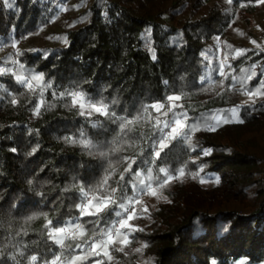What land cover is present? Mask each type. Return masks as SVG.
I'll use <instances>...</instances> for the list:
<instances>
[{
  "label": "trees",
  "instance_id": "obj_1",
  "mask_svg": "<svg viewBox=\"0 0 264 264\" xmlns=\"http://www.w3.org/2000/svg\"><path fill=\"white\" fill-rule=\"evenodd\" d=\"M258 2L7 0L9 8L0 0V45L14 43L17 60L51 85L41 95L40 82L30 92L12 73L0 75V264H33V255L44 264L63 253L48 237L47 220L90 229L95 217L80 219L77 209L81 184L98 189L107 179L103 191L89 193L102 196L123 174L120 185L132 196L135 173L151 169L155 177L161 166L176 178L157 189L166 199L151 213L153 222L131 234L130 254L111 251L104 264H264V98L242 102L237 93L239 75L252 76L240 93L264 84L263 43L233 46L224 75L218 65L219 42L229 45L234 16L253 13ZM46 34L48 41L34 44ZM75 85L133 120L129 131L120 133L119 120L80 116L60 96ZM171 95L180 100L168 101ZM173 103L177 115L199 127L191 143L174 140L154 159L160 118L151 106ZM233 109L235 118L215 130L201 122ZM81 132L98 148L107 145L105 155L64 139ZM126 158L135 160L128 172ZM115 210L102 215L114 218Z\"/></svg>",
  "mask_w": 264,
  "mask_h": 264
},
{
  "label": "snow or ice",
  "instance_id": "obj_2",
  "mask_svg": "<svg viewBox=\"0 0 264 264\" xmlns=\"http://www.w3.org/2000/svg\"><path fill=\"white\" fill-rule=\"evenodd\" d=\"M229 3L232 0H228ZM261 3H264V0H260ZM7 7L11 8L12 4L7 3L5 0ZM255 43V42H253ZM12 47L15 48L16 45L13 43ZM242 54V51H237V55ZM19 55V53H17ZM154 58V57H153ZM14 64L18 65L19 69L22 70V74H17L13 72L12 69H4L0 68V75L7 74L9 72L12 73L16 82L21 85L23 88L30 92H35L36 87H34V82H40L42 85L41 95L43 88L51 87L50 84L43 85L44 77L43 74H36L31 71L25 70V65L20 63L19 61H13ZM220 75H224V67L223 63L220 64ZM252 76H248V80H251ZM264 87V84L261 85ZM247 95L251 98L254 96L264 95V92L259 91H249ZM60 96L63 98L67 96L70 98L71 106L73 108L79 109L80 116H86L91 118L93 115H100L115 123L117 120L120 121L118 127L119 131L122 135L126 134L129 131L128 125L133 123L131 119H123L117 116L114 111L109 110V105L103 101V99H94L87 93H85L80 86L75 85L72 86V90L61 92ZM167 100L170 102H175L180 100V96L178 95H171L167 97ZM11 103L15 105L17 100L13 98ZM43 103L41 100L36 108V113L39 114V107ZM113 103H115L113 101ZM157 112H160L161 109L164 108L163 104H154L151 106ZM175 107H179L173 103L167 110V112H162L161 115L168 116L171 113V118L166 121H157V130L158 135L155 138L153 143V156L154 159H160L161 154L164 152L165 149L170 147L171 142L177 139H181L183 141H190V131L189 126L185 123L186 114L177 113L173 110ZM236 116V110L233 109L230 114H226L225 122H230L232 117ZM221 117H213L212 120L202 119V123L205 125H209V130H215V124L219 123ZM238 122L242 123V120ZM95 126V125H94ZM168 129V131H165ZM188 129V130H186ZM68 143L71 144H79L83 148L89 150L90 153L97 152L100 155H105L104 148L107 145L98 148L97 145L92 143L90 139L84 136L81 132L79 139L73 136H67L64 138ZM195 150V149H193ZM129 161L128 167L124 170L128 172L132 168V164L135 163L133 158H126ZM202 171V169H201ZM179 176L185 175L184 168H180L178 170ZM142 173L137 171L135 173L136 177H141ZM176 178V173L172 172L171 170L167 169L166 167L161 166L159 168V174L155 177L152 176L151 169L148 170L147 179H139V182H132V196H128L127 192L124 188L120 185V182L124 180V175H120V180L117 181L118 187L111 188L110 191L105 193L102 196H90L89 193L94 190L103 191V186L107 185V179L103 181V185L96 189V188H89L86 189L82 184L79 186V193L83 197L80 203L77 204V209L80 213V219L85 216L95 217L94 220L87 221L88 224L91 225V228H86L84 224L80 223L79 221L75 223L66 222L65 225H60L57 222V226L53 227V221L47 220L45 228L48 229V237L54 243L58 244L62 249L65 251L60 255H56L51 262L45 261L44 264H79V262L87 259L89 255L92 256H103L107 257L109 261L113 259L112 255L110 254V248L112 251H119L124 252L125 247H127L131 241L129 240V236L135 231H143V229H139L134 227L129 223V221L133 220L136 217L135 211V204L140 203L139 197L142 195H151L157 196V189H163L170 181ZM205 181L201 180V183ZM216 182H219V178H216ZM121 194L117 197V192ZM166 199V197H164ZM119 201V202H118ZM113 205H115L116 209L113 212L114 218H109L105 215ZM144 212H147L148 209L145 207L143 209ZM31 218V217H30ZM103 221V223H101ZM71 223V226H67ZM127 230V231H125ZM91 232V236L84 240L83 243H76L75 247L72 245H66L65 240H73L77 241L84 237L88 232ZM120 245L119 247H114L115 245ZM144 245L143 247H146ZM79 249L82 255H77L76 250ZM136 252H141V248H136ZM62 256L64 259H62ZM30 260L33 264H36L38 257L33 255L30 257ZM93 264H104L103 260H96ZM215 264V262H213ZM243 264V261H241Z\"/></svg>",
  "mask_w": 264,
  "mask_h": 264
},
{
  "label": "rangeland",
  "instance_id": "obj_3",
  "mask_svg": "<svg viewBox=\"0 0 264 264\" xmlns=\"http://www.w3.org/2000/svg\"><path fill=\"white\" fill-rule=\"evenodd\" d=\"M221 4L224 6H227L228 4V0H220ZM47 35L44 36H35L34 39V44H39L40 40L43 41H48L47 40ZM39 37V38H37ZM229 40V45H227V42H219V56H218V60L219 63L218 65L220 66L221 63L225 64L226 60L225 59V55L226 54H230V50L233 49V46H254L257 43H263L264 46V3L258 2L256 3L255 6V10L253 13H241L240 11L237 12V14L234 16V21L230 24L229 29H228V33H227V41ZM256 43H253L255 42ZM234 44V45H233ZM24 45V44H23ZM23 45H19V47H23ZM51 46H55V44H51ZM17 53H18V47L13 48L12 45L9 46V44H3L0 45V68H4V69H12L13 72H16L17 74H22V70L19 69L18 65L14 64L13 61H18L17 60ZM225 68V67H224ZM27 70V69H25ZM29 71V70H27ZM11 73V72H10ZM254 72L250 70L249 74L252 75ZM239 75L238 76V83L237 86H239V89L237 90V93L240 94L239 100L242 102H254V101H259L260 99L264 98V95H260V96H254V97H249L247 95V93H240V91L242 89H247L249 90V87L247 85V79L246 78ZM264 79V78H263ZM38 83V82H34ZM240 90V91H239ZM252 91H259V92H264V87H261V85H259V87L254 88ZM168 108H163L161 109L160 112H158V118H160V121H166L168 119L171 118V113H169V116L163 117L164 115H161L162 112H167ZM213 117H221L219 120V123L215 124V127L219 124H224L225 123V117L224 114H216L214 116L210 117V121L212 120ZM235 118V117H232ZM186 123V121H185ZM189 129H191L190 131V135H193V132L195 131V129H197V125L195 123L193 124H188ZM193 127H195V129H193ZM208 129H210V126L208 125ZM188 130V129H186ZM165 131H168V129H165ZM210 131V130H209ZM190 136V139H191ZM139 179H147V173L146 174H142L141 177H136L133 182H139ZM202 189L207 192L212 194L213 193V186L211 184H203L202 185ZM132 192V191H131ZM133 195V192H132ZM165 196H163L160 192H158L157 190V196H151V195H142L139 197L140 199V203L135 204V211H136V217L133 220L129 221V223L131 225H133L136 228H144L146 227L148 224H150L152 221L151 218V213L155 210V207L158 203H162L165 201ZM147 207L148 211L144 212L143 209ZM67 226H71L70 224ZM127 231V230H125ZM134 233V232H133ZM132 233V234H133ZM91 236V234L89 235V237ZM131 236V235H130ZM130 236H129V240H130ZM88 237V238H89ZM80 240L77 241H73V240H65V244H67L68 242L69 245H72L73 247H75L76 243H83L84 240L82 242H79ZM130 245L131 243L125 247L124 252L126 254H130ZM120 245H115L114 247H119ZM110 254H112V249L110 248ZM77 255H82L81 251L79 249L76 250ZM141 258V257H140ZM62 259H64V257H62ZM96 260H107V257H103V256H92L89 255V257L81 262H79V264H93L94 261ZM235 264H241V261L235 263ZM244 264V262H243Z\"/></svg>",
  "mask_w": 264,
  "mask_h": 264
}]
</instances>
